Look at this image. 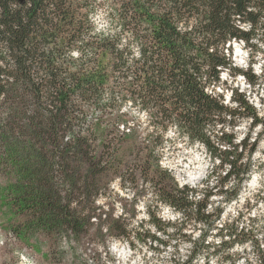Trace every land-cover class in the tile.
<instances>
[{
    "label": "trees",
    "instance_id": "1",
    "mask_svg": "<svg viewBox=\"0 0 264 264\" xmlns=\"http://www.w3.org/2000/svg\"><path fill=\"white\" fill-rule=\"evenodd\" d=\"M100 17L107 27H100ZM260 30L264 0H0V163L15 176L5 188L8 205L14 216H25L14 227L17 236L29 242L41 233L57 237L64 231L78 238L87 232L92 215H82L61 194L55 173L70 177V158L80 157L89 170L81 174L75 167L73 176H85L80 185L75 176V186L95 185L96 145L90 143L91 136L99 140L97 146L108 149L112 145L107 142L127 137L129 127L118 128L120 135L115 128L125 120L121 107L127 102L149 112V133L139 144L147 161L158 151L157 139L175 124L191 143L205 146L220 168L227 165L225 175L217 178L219 186L243 182L255 165L250 159L243 163V153L249 149L252 155L260 137L248 145L250 135H245L238 145L236 136L223 128L233 130L238 119H249L251 129L259 125L264 134V115L244 92H232L233 108L216 90L223 71L242 75L253 88L263 82L264 70L257 74L252 68L253 42ZM231 40L250 48L246 70L231 61ZM91 110L97 111L98 119L82 127ZM150 169L151 177L144 180L161 203L181 213V224L191 216L213 223L205 211L213 192H203V204L190 201L199 194L197 189L180 186L172 176L170 182L163 181L158 162ZM119 221L105 219L115 237L130 241L131 230L114 228ZM152 222L169 239V228L186 237L182 228L160 217ZM219 234L220 247H213V256L229 264L242 258L247 264H264V234L260 238L243 228L226 238ZM142 240L167 245L155 233ZM206 241L205 235L200 244L189 239L194 249L186 263L202 256L209 264ZM249 246L253 256L247 252ZM235 247L241 248L238 255ZM219 248L226 249L220 254Z\"/></svg>",
    "mask_w": 264,
    "mask_h": 264
},
{
    "label": "rangeland",
    "instance_id": "2",
    "mask_svg": "<svg viewBox=\"0 0 264 264\" xmlns=\"http://www.w3.org/2000/svg\"><path fill=\"white\" fill-rule=\"evenodd\" d=\"M99 24L100 27H107L102 17ZM242 26L249 27L246 24ZM253 43L256 45V53L252 68L255 73L260 74L264 70V30H260ZM229 44L231 61L237 67L246 70L249 67L250 48L240 40H231L227 46ZM221 80L222 83L218 85L216 91L223 95L226 104L236 107L232 92L234 91V95L236 91L244 92L248 101L261 115H264V80L260 86L253 88L242 75L233 76L228 71L222 72ZM121 112L125 113L123 116L125 120L115 125V128L120 135L118 128L119 131H124L123 124L129 127L131 132L127 137H119L113 144L107 142L106 145H112L108 149L107 146H97L99 140L91 136L90 143L96 145L95 151L92 152L93 165L96 164L95 185L82 189L75 186V176L78 177V185L83 183L81 177H85L73 176L75 167L81 168V174L89 170L88 162H84L80 157L70 158L71 167L74 168L69 172L70 177H63L59 172L55 173L61 194L66 199H71L74 207L78 208L82 215H92L85 228L87 232L78 238L68 236L62 231L57 237L41 233L36 240L31 239L29 242L21 240L14 232V227L22 222L25 216H14L8 205L9 197L5 195L7 184H10L15 176L5 164L0 163V234H3L5 239L4 244H0V264H189L186 261L194 249L189 239L200 244L202 235L206 236V243H210L209 264H229V260L212 254L213 247H220L219 232L225 237L229 236L230 232L236 233L243 228L246 231L253 230L262 238L264 165L260 169L255 166L264 163V134H260L259 125L251 129L249 119H238L239 122L233 130H228L227 126L223 128L225 132H231L236 136L235 143L238 145L248 134L250 135L248 145L253 143L256 137L260 139L252 155L249 149L243 153V163H247L250 159L255 164L246 174V179L243 182L232 180L228 186H219L217 178L225 175L227 165L220 168L218 160L213 161L210 158L205 146L201 143H191L186 134L172 124L166 134L157 139L158 151L152 153L147 161L146 151L140 153L139 144L149 133V112L130 102L122 105ZM97 119V111H89L86 123L82 124V127L86 128ZM132 132H138L139 135L134 136ZM67 139L64 138V141ZM156 162L160 164L161 171L158 176L163 181L170 182L172 176L180 186L187 185L199 191L198 195L189 198L190 201L203 204V192L205 190L213 192L205 209L211 214L212 225L195 221L192 216L181 224L183 220L181 213L157 199L151 185L144 180L151 177L153 172L150 171V165ZM105 164L107 167L104 170L102 167H105ZM191 172L202 174L203 177L194 183L188 180V174ZM251 180L253 182L250 185ZM219 189H228V193L222 194L218 192ZM237 190V196L232 198ZM79 202L80 204L76 205ZM100 216H102L101 220ZM153 217H160L177 229L182 228L181 233L186 237L177 234L176 228L174 230L169 228L168 233L173 237L169 239L154 226ZM106 218L111 219L112 222L120 220L114 228L127 227L131 230L134 234L131 242L115 237L113 228H108L106 225ZM149 233H155L166 241L167 245L150 240L143 241L142 238ZM226 248H219L220 254L224 253ZM233 252L238 255L241 248L235 247ZM247 252L253 256L250 246ZM192 264H204V258L199 256ZM236 264L247 263L242 258Z\"/></svg>",
    "mask_w": 264,
    "mask_h": 264
},
{
    "label": "bare ground",
    "instance_id": "3",
    "mask_svg": "<svg viewBox=\"0 0 264 264\" xmlns=\"http://www.w3.org/2000/svg\"><path fill=\"white\" fill-rule=\"evenodd\" d=\"M239 53V51H238ZM239 56V54H238ZM203 177L202 174H198V173H194V172H191L190 174H188V180H191L193 181L194 183H196L199 179H201ZM253 180H251V182L249 183L250 185L252 184ZM1 244V242H0ZM123 253V252H122Z\"/></svg>",
    "mask_w": 264,
    "mask_h": 264
},
{
    "label": "built area",
    "instance_id": "4",
    "mask_svg": "<svg viewBox=\"0 0 264 264\" xmlns=\"http://www.w3.org/2000/svg\"><path fill=\"white\" fill-rule=\"evenodd\" d=\"M0 242H1L2 244H4V242H5V239H4L3 234H0Z\"/></svg>",
    "mask_w": 264,
    "mask_h": 264
}]
</instances>
